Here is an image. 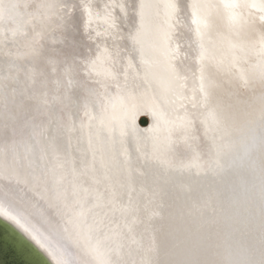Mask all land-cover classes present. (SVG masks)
Masks as SVG:
<instances>
[{
    "label": "bare ground",
    "instance_id": "bare-ground-1",
    "mask_svg": "<svg viewBox=\"0 0 264 264\" xmlns=\"http://www.w3.org/2000/svg\"><path fill=\"white\" fill-rule=\"evenodd\" d=\"M0 214L54 264H264V0H0Z\"/></svg>",
    "mask_w": 264,
    "mask_h": 264
},
{
    "label": "water",
    "instance_id": "water-1",
    "mask_svg": "<svg viewBox=\"0 0 264 264\" xmlns=\"http://www.w3.org/2000/svg\"><path fill=\"white\" fill-rule=\"evenodd\" d=\"M0 264H54L20 228L0 214Z\"/></svg>",
    "mask_w": 264,
    "mask_h": 264
},
{
    "label": "rangeland",
    "instance_id": "rangeland-1",
    "mask_svg": "<svg viewBox=\"0 0 264 264\" xmlns=\"http://www.w3.org/2000/svg\"><path fill=\"white\" fill-rule=\"evenodd\" d=\"M139 123H140V125H141L142 127H146V126L148 125V119L145 118V117H141V118L139 119Z\"/></svg>",
    "mask_w": 264,
    "mask_h": 264
}]
</instances>
